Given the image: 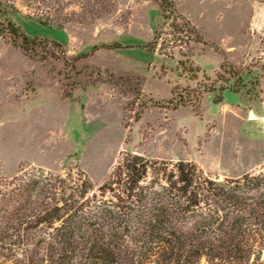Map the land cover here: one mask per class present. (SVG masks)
I'll list each match as a JSON object with an SVG mask.
<instances>
[{
	"label": "rangeland",
	"instance_id": "1",
	"mask_svg": "<svg viewBox=\"0 0 264 264\" xmlns=\"http://www.w3.org/2000/svg\"><path fill=\"white\" fill-rule=\"evenodd\" d=\"M4 1L31 43L0 32V178L81 170L97 191L125 153L264 172V0H169L179 28L161 0Z\"/></svg>",
	"mask_w": 264,
	"mask_h": 264
},
{
	"label": "trees",
	"instance_id": "2",
	"mask_svg": "<svg viewBox=\"0 0 264 264\" xmlns=\"http://www.w3.org/2000/svg\"><path fill=\"white\" fill-rule=\"evenodd\" d=\"M160 7L179 28L173 3ZM7 14L0 0V32L27 53L31 42ZM202 263L264 264V172L218 179L193 162L125 153L97 191L81 170L0 178V264Z\"/></svg>",
	"mask_w": 264,
	"mask_h": 264
}]
</instances>
